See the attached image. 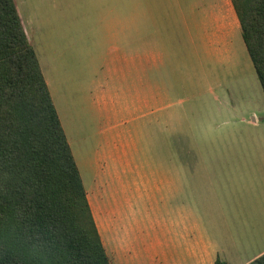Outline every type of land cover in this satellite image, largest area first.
I'll list each match as a JSON object with an SVG mask.
<instances>
[{"label": "crops", "instance_id": "1", "mask_svg": "<svg viewBox=\"0 0 264 264\" xmlns=\"http://www.w3.org/2000/svg\"><path fill=\"white\" fill-rule=\"evenodd\" d=\"M131 1L130 7H119L116 25L107 27L109 32H117V39L109 42L106 74L99 85L100 101L107 109L112 107L114 117H119L122 110L131 113L130 119L118 122L120 125L130 124L132 112L142 110L144 92L149 94L150 113L157 114L159 81L161 93L167 95L166 109L174 103L167 93L178 86L164 65L181 62L185 47L199 62L203 57L209 58L211 64H221L232 58L228 52L234 35L238 31L241 34L231 0ZM21 21L29 39L22 18ZM143 47L149 48L148 53ZM160 67H166L167 73ZM211 75L216 81L218 76ZM225 85L218 82L219 90L226 89ZM209 90L216 89L210 86ZM251 125L259 126L256 120ZM125 132H118V137L122 136L121 152L114 154L110 150L100 159V203L94 205L87 199L111 263L214 264L219 258L227 264H248L264 253V217L245 214L238 196L234 200L232 192L218 184L230 168L216 162L217 154H205L203 158L209 160L200 166L201 154L197 158L183 144L176 154L181 165H175L173 154V161L168 160L164 168L126 169L122 160L128 156L126 146L131 148L133 137L127 125ZM261 139L264 141V137ZM220 155V159L228 160ZM251 155L246 173L264 174V153ZM191 159L199 165L191 166ZM233 212L235 218H231ZM246 254L251 255L245 257Z\"/></svg>", "mask_w": 264, "mask_h": 264}, {"label": "rangeland", "instance_id": "2", "mask_svg": "<svg viewBox=\"0 0 264 264\" xmlns=\"http://www.w3.org/2000/svg\"><path fill=\"white\" fill-rule=\"evenodd\" d=\"M14 1L92 204L100 203L102 198L100 159L110 150L114 154L121 152L122 136L118 137V132L126 133L127 125L133 140L131 148L126 146L125 162L122 160L126 169L164 168L168 160L173 161V154L181 152L183 144L197 158L201 154L200 166L209 160L203 158L205 154L215 153L216 162L230 168L218 182L221 188H228L234 200L238 196L245 214L264 217V174L246 173L251 153L254 157L264 153V94L240 31L234 35L229 61L211 64L209 58L200 57L199 62L185 47L180 67L172 61L163 64L178 86H171L167 93L174 103L166 109L167 95L161 93L163 86L159 81L157 114L150 113L149 94L144 92L142 110L132 112L130 124L120 125L118 122L130 119L131 113L122 110L119 117H114L112 107L107 109L100 101L99 85L106 74L109 42L117 39V32H109L107 27L116 25L119 7L128 8L132 1ZM148 49L143 47L147 53ZM166 67L160 70L167 73ZM212 73L218 76L216 81ZM218 82H224L226 89L219 90ZM120 83L126 92L123 81ZM170 85L169 82V89ZM210 86L215 92L209 90ZM119 104L124 105L122 99ZM254 120L258 127L251 125ZM220 154L228 160L220 159ZM180 162L176 155L175 165ZM198 162L191 159V166L199 165ZM127 176L133 181L132 175ZM235 217L233 212L231 218Z\"/></svg>", "mask_w": 264, "mask_h": 264}, {"label": "trees", "instance_id": "3", "mask_svg": "<svg viewBox=\"0 0 264 264\" xmlns=\"http://www.w3.org/2000/svg\"><path fill=\"white\" fill-rule=\"evenodd\" d=\"M231 2L264 94V0ZM0 264H113L14 0H0Z\"/></svg>", "mask_w": 264, "mask_h": 264}]
</instances>
